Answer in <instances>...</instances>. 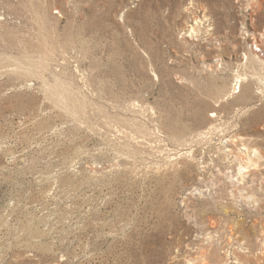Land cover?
<instances>
[{
  "label": "rangeland",
  "instance_id": "374dc122",
  "mask_svg": "<svg viewBox=\"0 0 264 264\" xmlns=\"http://www.w3.org/2000/svg\"><path fill=\"white\" fill-rule=\"evenodd\" d=\"M246 55L264 0H0V264H264Z\"/></svg>",
  "mask_w": 264,
  "mask_h": 264
},
{
  "label": "bare ground",
  "instance_id": "6f19581e",
  "mask_svg": "<svg viewBox=\"0 0 264 264\" xmlns=\"http://www.w3.org/2000/svg\"><path fill=\"white\" fill-rule=\"evenodd\" d=\"M193 29H194V26L192 27V30ZM246 58L250 60V62H251V66L250 67L252 68L254 74H257V73H260V72L264 71V59H262V58H260V57H258L256 55H251L249 58L246 55ZM244 75H246V73L245 74H241L240 73V74L236 75V78H238L237 81H236V85H237V88H238L237 92L240 91V87H241V84L243 82ZM260 80L263 81V78L260 77Z\"/></svg>",
  "mask_w": 264,
  "mask_h": 264
}]
</instances>
